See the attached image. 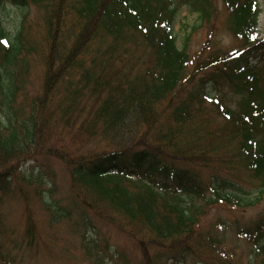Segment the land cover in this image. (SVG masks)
I'll list each match as a JSON object with an SVG mask.
<instances>
[{"label": "trees", "instance_id": "1", "mask_svg": "<svg viewBox=\"0 0 264 264\" xmlns=\"http://www.w3.org/2000/svg\"><path fill=\"white\" fill-rule=\"evenodd\" d=\"M219 2L238 46L204 57V45L191 57L176 46L178 13L197 14L193 32L216 23ZM7 3L36 7L42 30L31 36L23 16L10 34L0 18V197L49 186L18 165L61 127L68 145L46 151L65 161L73 199L86 209L106 206L140 235L143 264H231L225 252L213 255L217 234L198 228L216 205L246 209L264 200V61L251 41L257 1L0 0ZM35 58L44 76L33 93ZM92 140L105 149L80 153ZM242 174L257 183L254 193ZM39 191L57 218L68 215ZM25 229L32 244L31 220ZM237 234L251 248L247 264H264V215Z\"/></svg>", "mask_w": 264, "mask_h": 264}, {"label": "rangeland", "instance_id": "2", "mask_svg": "<svg viewBox=\"0 0 264 264\" xmlns=\"http://www.w3.org/2000/svg\"><path fill=\"white\" fill-rule=\"evenodd\" d=\"M257 2L261 13L253 38L260 42L264 37V0ZM217 8L221 14L216 23L213 25V19L211 26L204 25L193 32L192 28L197 26V14L190 13L185 8L181 9L173 26L176 46L184 47L191 57H195L204 45L206 46L204 57L213 53L214 49L221 50L223 54L236 49L238 42L226 31L224 18L227 14L221 9L220 2ZM23 16L26 17L30 35L37 37L42 30V23L41 14L36 7L29 6L24 11L10 3L0 6L2 25L10 34L19 27ZM262 58L264 59V55ZM33 64L28 86L36 93L39 89L42 90L44 69L39 58H35ZM125 137L127 139V136ZM69 139V134L63 128L51 130L47 143L34 153L35 158L18 165L21 173L41 174L49 186L28 187L30 191L28 197L19 194L17 188L13 187L8 194L0 197V257L5 258L6 263L13 261L11 264H143L141 248L144 239L140 235L126 229L123 222L117 219L114 213H110L106 206L86 209L73 199L69 169L65 161L46 151L50 146L54 149H64ZM103 146V142L92 140L80 153L102 151L105 149ZM240 176L244 179L242 185L250 193H254L257 183H250L243 174ZM203 177L209 180L211 173L205 171ZM37 187L38 190H35ZM40 189L48 194L52 203H57V206L63 208L68 215L57 218L52 208L48 210L49 208L42 203L41 196L35 194L40 192ZM207 194H210V191H207ZM100 211L119 227L113 226L107 218H100ZM263 215L264 200L246 209L216 205L207 212L201 222V230L199 228L198 230H212L221 240L213 252L215 257L225 252L232 257L231 264H247L251 248L237 231L251 226ZM29 220L35 228L32 244L26 240L25 233ZM220 222L232 226V230H228L226 226H218L217 223ZM179 262L197 263L192 258H188L186 263L180 260ZM0 264L3 263L0 261Z\"/></svg>", "mask_w": 264, "mask_h": 264}]
</instances>
